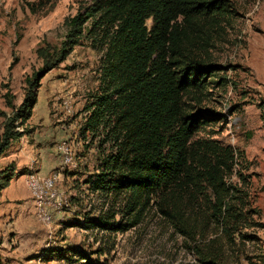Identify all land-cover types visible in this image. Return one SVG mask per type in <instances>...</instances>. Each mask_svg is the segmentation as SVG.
Wrapping results in <instances>:
<instances>
[{"label":"rangeland","instance_id":"374dc122","mask_svg":"<svg viewBox=\"0 0 264 264\" xmlns=\"http://www.w3.org/2000/svg\"><path fill=\"white\" fill-rule=\"evenodd\" d=\"M92 4L0 0V136L25 96L26 78L44 65L37 50L60 46L67 33L65 20ZM235 6L238 15L212 49L229 82L213 89L201 105L223 119L205 126L198 136L235 150L237 173L228 182L239 190L237 202L247 217L231 239L220 230L208 238H218L228 264H250L264 257V0H235ZM103 33L93 30L91 20L84 24L65 59L39 77L29 119L14 123V130L27 140V162L42 165V170L55 165L50 172L58 173L59 209L48 213L49 222L37 217L25 180L38 172L29 169L25 178L15 173L8 188L0 191V264H202L194 242L155 205L141 212L130 209L123 196L106 195L88 182L101 172L113 144L106 119L97 127L88 121L99 97L108 92L102 79ZM62 140L73 160L69 168L63 167L56 146ZM18 142L12 140L0 155V169L15 166L10 154L17 152L13 148ZM119 224L132 226L113 230Z\"/></svg>","mask_w":264,"mask_h":264},{"label":"trees","instance_id":"16d2710c","mask_svg":"<svg viewBox=\"0 0 264 264\" xmlns=\"http://www.w3.org/2000/svg\"><path fill=\"white\" fill-rule=\"evenodd\" d=\"M237 15L235 0H93L84 13L65 20L60 46L37 50L44 65L26 78L25 96L0 136V155L22 136L14 123L31 116L39 77L65 59L91 20L93 30H104L108 92L88 121L97 127L106 119L113 144L101 172L88 182L106 195L123 196L130 209L155 205L194 242L202 264H228L218 238L208 235L220 230L231 239L247 221L239 190L228 182L237 173L236 153L198 134L223 119L201 105L229 82L212 49ZM13 171V165L0 169V190ZM250 264H264V257Z\"/></svg>","mask_w":264,"mask_h":264},{"label":"built area","instance_id":"2783aa9c","mask_svg":"<svg viewBox=\"0 0 264 264\" xmlns=\"http://www.w3.org/2000/svg\"><path fill=\"white\" fill-rule=\"evenodd\" d=\"M58 152L61 155V161L63 167H72V158H70V149L67 141L62 140L57 143ZM48 174L53 175V171ZM45 178V176H43ZM25 185L29 192V187H35L31 180H25ZM32 198L35 207L37 217L45 216L46 213H50L51 210L59 209V197L51 195V193L37 192L36 195H30Z\"/></svg>","mask_w":264,"mask_h":264},{"label":"crops","instance_id":"0c3cea01","mask_svg":"<svg viewBox=\"0 0 264 264\" xmlns=\"http://www.w3.org/2000/svg\"><path fill=\"white\" fill-rule=\"evenodd\" d=\"M19 140H20V142H18V143H16L17 144V147L16 148H13V149H15V151H17V152H14V153H11L10 155H14V159H12L11 161H14V163H15V166H14V171H13V175H12V178L10 179V181H9V184H10V182L12 181V179L14 178V174L15 173H17V174H20L21 173V175H22V177H24L25 178V175H26V172L27 171H29V169L30 170H35V171H37L38 173L37 174H40V175H46V174H48L49 172H50V169L51 168H53V167H55V165L54 166H52V167H49L48 169H46V170H42V165H38V164H36V165H32L31 163H29V162H27V140L26 141H24V137H21V138H19ZM19 154L22 156V157H24L25 158V160H26V163H21V161H20V157H19ZM41 154H43V153H41ZM45 158H46V156H44V159H43V161H46L45 160ZM48 162H51V159L50 160H47V163ZM46 164V163H45ZM20 165V168H17V169H15L16 168V166H19ZM33 168V169H32ZM33 170V171H34ZM54 173H57V172H54ZM35 174V173H34ZM37 174H35V175H37ZM58 174V173H57ZM49 175V174H48ZM47 176V175H46ZM45 176V177H46ZM43 177V176H42ZM27 178H28V176L26 175V180H27ZM9 186V185H8ZM8 186L7 187H5V188H3V189H1L0 191H5L7 188H8ZM30 197V196H29Z\"/></svg>","mask_w":264,"mask_h":264},{"label":"bare ground","instance_id":"6f19581e","mask_svg":"<svg viewBox=\"0 0 264 264\" xmlns=\"http://www.w3.org/2000/svg\"><path fill=\"white\" fill-rule=\"evenodd\" d=\"M70 158L71 155H70ZM73 164V160H72ZM57 174H51L44 177H39L38 175H35L34 173H30L28 175L27 180H31L33 185L35 187H29L31 195H36L37 192H44V193H51V195H55L59 197V194L57 193V190L55 188L56 182H57ZM62 204V203H61ZM40 219L44 222H49L50 221V216L48 213H46L45 216H40Z\"/></svg>","mask_w":264,"mask_h":264}]
</instances>
